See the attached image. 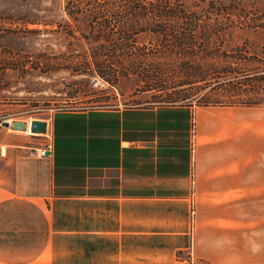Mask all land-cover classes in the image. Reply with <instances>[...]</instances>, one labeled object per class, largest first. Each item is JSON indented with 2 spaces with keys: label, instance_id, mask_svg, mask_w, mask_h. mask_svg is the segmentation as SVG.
I'll list each match as a JSON object with an SVG mask.
<instances>
[{
  "label": "crops",
  "instance_id": "obj_1",
  "mask_svg": "<svg viewBox=\"0 0 264 264\" xmlns=\"http://www.w3.org/2000/svg\"><path fill=\"white\" fill-rule=\"evenodd\" d=\"M243 109L264 106L60 110L47 156L45 138L1 126L0 264H260Z\"/></svg>",
  "mask_w": 264,
  "mask_h": 264
},
{
  "label": "rangeland",
  "instance_id": "obj_2",
  "mask_svg": "<svg viewBox=\"0 0 264 264\" xmlns=\"http://www.w3.org/2000/svg\"><path fill=\"white\" fill-rule=\"evenodd\" d=\"M90 1L94 0H0V127L9 122L11 130L17 131L12 127L15 120H46L60 110L153 104L161 94L150 90L154 83L142 69L148 70V64L137 68L127 63L131 49L126 45L133 42L116 47L119 41L105 40L90 25L96 17L87 9L69 13V6H85ZM181 2L190 12L224 20L220 52L263 46L264 29L252 28L244 20L246 14L264 10V0ZM135 39V52L166 51L156 34L141 32ZM96 59L126 63L128 70L121 69L110 83L97 72ZM242 115L244 135H252L260 164L259 190L244 191V220L252 219L250 225L257 227L258 259L264 264V109H243Z\"/></svg>",
  "mask_w": 264,
  "mask_h": 264
},
{
  "label": "trees",
  "instance_id": "obj_3",
  "mask_svg": "<svg viewBox=\"0 0 264 264\" xmlns=\"http://www.w3.org/2000/svg\"><path fill=\"white\" fill-rule=\"evenodd\" d=\"M73 9H87L96 17L90 25L105 40L119 41L116 47H122L124 41L133 42L126 45L131 49L127 63L137 68L148 64V70L142 69L154 83L150 90L161 93L153 104L264 106V44L260 50L247 51L240 46L220 52L224 20L190 12L181 0H116L106 4L94 0L85 6H69L71 15L77 11ZM244 22L264 29V10L246 14ZM141 32L156 34L166 51L135 52V38ZM199 47L203 50L198 51ZM96 63L97 72L110 83L121 69L128 70L126 63L115 60L96 59Z\"/></svg>",
  "mask_w": 264,
  "mask_h": 264
},
{
  "label": "built area",
  "instance_id": "obj_4",
  "mask_svg": "<svg viewBox=\"0 0 264 264\" xmlns=\"http://www.w3.org/2000/svg\"><path fill=\"white\" fill-rule=\"evenodd\" d=\"M51 117V116H50ZM50 117L46 119L48 123L47 131L46 132H34L35 134H38L39 136L45 138L42 143H40V147L36 150L37 153L40 156H47L48 154L52 153L53 151V143L49 140V123H50ZM34 121V120H33ZM31 121L30 125L32 127ZM29 124V121H27ZM21 130V129H19ZM193 142H194V148L196 147V127L195 125L193 126ZM1 150H3L1 148ZM196 225V202L195 200L192 201V208H191V229L192 231L195 229Z\"/></svg>",
  "mask_w": 264,
  "mask_h": 264
},
{
  "label": "water",
  "instance_id": "obj_5",
  "mask_svg": "<svg viewBox=\"0 0 264 264\" xmlns=\"http://www.w3.org/2000/svg\"><path fill=\"white\" fill-rule=\"evenodd\" d=\"M6 125H10L9 122H5ZM12 127L15 129L26 130L28 128V123L26 121L15 120L12 122ZM48 123L46 120H34L32 123V131L34 132H46Z\"/></svg>",
  "mask_w": 264,
  "mask_h": 264
},
{
  "label": "bare ground",
  "instance_id": "obj_6",
  "mask_svg": "<svg viewBox=\"0 0 264 264\" xmlns=\"http://www.w3.org/2000/svg\"><path fill=\"white\" fill-rule=\"evenodd\" d=\"M30 123H31V122L29 121L28 128H27V131H29V132L32 131ZM33 132H34V131H33Z\"/></svg>",
  "mask_w": 264,
  "mask_h": 264
}]
</instances>
